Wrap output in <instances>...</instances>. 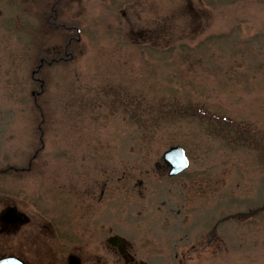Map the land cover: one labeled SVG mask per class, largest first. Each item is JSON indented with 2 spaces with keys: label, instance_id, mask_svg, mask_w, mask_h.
Segmentation results:
<instances>
[{
  "label": "rangeland",
  "instance_id": "rangeland-1",
  "mask_svg": "<svg viewBox=\"0 0 264 264\" xmlns=\"http://www.w3.org/2000/svg\"><path fill=\"white\" fill-rule=\"evenodd\" d=\"M147 1L125 38L112 24L32 74L42 42L0 0V209H40L48 176L90 168L155 264H264V0ZM171 145L189 164L169 175Z\"/></svg>",
  "mask_w": 264,
  "mask_h": 264
},
{
  "label": "flooded vegetation",
  "instance_id": "flooded-vegetation-1",
  "mask_svg": "<svg viewBox=\"0 0 264 264\" xmlns=\"http://www.w3.org/2000/svg\"><path fill=\"white\" fill-rule=\"evenodd\" d=\"M6 1L15 19L25 17L27 40L42 42L40 51L33 54L39 64L32 74L44 63L79 61L81 46L109 41L112 24L116 30H123L125 38L130 26L148 21V17L143 19L144 9L150 7L146 0ZM152 8L156 11L154 0ZM3 10L0 6V30L4 27ZM155 17L152 23L158 21ZM36 152L29 157L27 167L13 165L11 170L28 169ZM76 169L71 177L46 178L40 209H31L17 199L0 209V235L4 234L0 236V259L11 257L23 264H155L151 256H159L160 247L142 250L126 230L114 228L116 222L128 227L125 207L113 202L110 174L105 170L104 177L96 178L90 168ZM124 177V172L118 177L122 184ZM35 238L44 243L43 259L33 250L38 242Z\"/></svg>",
  "mask_w": 264,
  "mask_h": 264
},
{
  "label": "water",
  "instance_id": "water-1",
  "mask_svg": "<svg viewBox=\"0 0 264 264\" xmlns=\"http://www.w3.org/2000/svg\"><path fill=\"white\" fill-rule=\"evenodd\" d=\"M162 159L169 167L168 174H176L188 165V158L184 149L179 145H172L162 154ZM8 213V212H7ZM0 264H23L20 260L14 258L0 259Z\"/></svg>",
  "mask_w": 264,
  "mask_h": 264
}]
</instances>
